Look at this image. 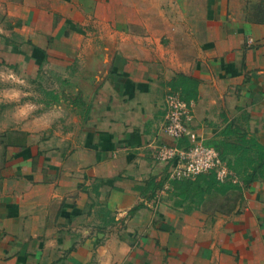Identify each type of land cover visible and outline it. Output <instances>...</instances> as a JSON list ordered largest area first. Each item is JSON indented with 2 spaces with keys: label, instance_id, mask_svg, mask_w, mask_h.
<instances>
[{
  "label": "crops",
  "instance_id": "crops-1",
  "mask_svg": "<svg viewBox=\"0 0 264 264\" xmlns=\"http://www.w3.org/2000/svg\"><path fill=\"white\" fill-rule=\"evenodd\" d=\"M180 74L191 130L252 149L219 202L156 158ZM260 146L264 0H0V264H264Z\"/></svg>",
  "mask_w": 264,
  "mask_h": 264
},
{
  "label": "built area",
  "instance_id": "built-area-1",
  "mask_svg": "<svg viewBox=\"0 0 264 264\" xmlns=\"http://www.w3.org/2000/svg\"><path fill=\"white\" fill-rule=\"evenodd\" d=\"M165 105V132L174 139L190 138L187 147L162 144L157 149L156 158L169 165L170 177L190 178L214 172L219 181L232 179L234 172L216 146L191 130L188 123L193 118V102L184 99L180 91L171 89L166 94Z\"/></svg>",
  "mask_w": 264,
  "mask_h": 264
},
{
  "label": "trees",
  "instance_id": "trees-1",
  "mask_svg": "<svg viewBox=\"0 0 264 264\" xmlns=\"http://www.w3.org/2000/svg\"><path fill=\"white\" fill-rule=\"evenodd\" d=\"M194 84L195 81L193 79H190L182 74L178 75V78L174 81L173 88L174 90L180 91L182 97L188 101L191 100V96H193V91L191 90V86H189L187 83H190L191 85ZM180 85L182 89L180 88ZM178 140H182L180 144H177L178 147H187L190 145V141L187 137L180 138ZM216 146V145H214ZM216 148L220 151L221 157L227 161L229 167L233 170L234 174H238L241 176L243 172L241 171L242 167L246 165V163L252 165V155L250 154L252 149L251 147H242V149L237 148L236 152L242 151V155L240 154L234 162L230 159H228L227 151H223L220 148L216 146ZM230 147L226 148V150H229ZM255 152L260 154V160L263 159L264 154V147L260 146ZM250 154V155H249ZM238 155V153H237ZM248 156V157H247ZM247 160V161H246ZM264 166V164H262ZM212 177L213 181L208 180V177ZM169 178L172 181V184L174 186V189L176 192L179 193V195L184 200H190L192 203H195L196 205L201 204L207 193L212 190V187L222 192H227L230 189H240L241 186L237 182H233L232 179H228L226 181H219L216 177V174L214 172L212 173H202L195 177L190 178H171L170 172H169ZM210 179V178H209ZM224 182V183H223ZM242 182L248 183L251 182V179H242ZM154 184L152 182L148 183V186H153ZM155 188H159L162 186V183H157L154 185ZM142 203H140L136 208L132 209V213L136 211L137 208H139Z\"/></svg>",
  "mask_w": 264,
  "mask_h": 264
},
{
  "label": "rangeland",
  "instance_id": "rangeland-1",
  "mask_svg": "<svg viewBox=\"0 0 264 264\" xmlns=\"http://www.w3.org/2000/svg\"><path fill=\"white\" fill-rule=\"evenodd\" d=\"M208 177V180H211L212 179V177H210V176H207ZM210 178V179H209ZM211 181H213V179L211 180ZM224 183V182H223ZM219 193H221L219 190H217L216 188H214V187H212V190L210 191V192H208L207 194H212V195H215V198L216 199H213L215 202H219L220 200H219ZM222 193H224V192H222ZM214 197V196H213ZM228 199H229V197L227 196L226 197V200L228 201Z\"/></svg>",
  "mask_w": 264,
  "mask_h": 264
}]
</instances>
